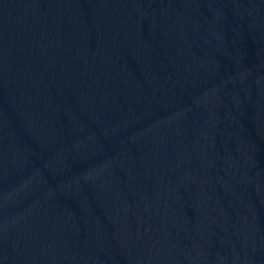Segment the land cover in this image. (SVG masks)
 Segmentation results:
<instances>
[{"label":"water","instance_id":"obj_1","mask_svg":"<svg viewBox=\"0 0 264 264\" xmlns=\"http://www.w3.org/2000/svg\"><path fill=\"white\" fill-rule=\"evenodd\" d=\"M0 264H264V0H0Z\"/></svg>","mask_w":264,"mask_h":264}]
</instances>
